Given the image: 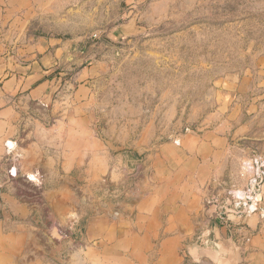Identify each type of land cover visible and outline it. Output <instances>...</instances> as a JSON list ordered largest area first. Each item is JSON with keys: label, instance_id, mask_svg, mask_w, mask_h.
<instances>
[{"label": "rangeland", "instance_id": "rangeland-1", "mask_svg": "<svg viewBox=\"0 0 264 264\" xmlns=\"http://www.w3.org/2000/svg\"><path fill=\"white\" fill-rule=\"evenodd\" d=\"M1 5L13 54L62 48L51 67L59 85L53 103L66 109L35 112L44 125L35 146L53 148L51 132L59 119L81 120L82 130L73 133L96 139L98 158L108 166L96 189L107 207L103 213L139 194L145 181V194L159 188L162 198L178 189L179 201L197 203L192 236L215 219L207 208L213 204L220 206V221L234 241L239 230L251 231L249 218L264 209L259 207L264 0H4ZM14 156L9 171L25 163L22 151ZM114 169L123 181L112 179ZM258 173L263 179L253 188L251 177ZM36 174L34 185H18L24 195L38 198L36 209L21 213L0 201V219L40 233L53 228L58 235L41 246L38 258L65 264L69 223L46 219L45 178ZM82 174L73 175L79 186L98 185ZM28 243L23 259L30 257Z\"/></svg>", "mask_w": 264, "mask_h": 264}, {"label": "crops", "instance_id": "crops-1", "mask_svg": "<svg viewBox=\"0 0 264 264\" xmlns=\"http://www.w3.org/2000/svg\"><path fill=\"white\" fill-rule=\"evenodd\" d=\"M3 1L0 0V201L17 212L35 210L38 198L24 195L18 185L20 181L34 185L36 179L30 175L37 177L36 172L41 171L45 178L42 200L49 213L46 219H55L63 226L72 223L68 224V238L72 240L64 251L65 264H264V209L249 218L251 231L239 230L234 241L228 226L220 221V206L213 204L207 208L215 219L192 236L189 227L196 218L197 203L179 201L178 189L162 198L157 193L159 188L145 194L143 181L139 194L120 199L106 214L103 210L107 207L96 189L101 187L99 179L108 166L98 158L96 139H87L86 132L73 133L82 130L81 120L59 119L60 124H55L51 132L53 148L36 150L34 137L44 125L34 117L35 112L66 109L53 103L59 85L51 67L62 48L57 46L54 51L47 46L38 50L40 55L32 49L13 54V46L4 36ZM22 128L27 130L24 134ZM22 139L25 143H21ZM9 142L13 146L15 143L14 148H9ZM11 149H15L14 155L22 151L26 160L21 167L12 165L9 171L6 166L15 158L9 155ZM82 173L84 179L88 174L98 185L79 186L73 175ZM110 176L117 183L124 179L116 169ZM261 205L264 206V196ZM56 233L53 228L40 233L14 222L6 225L0 219V264H44L38 256L46 247L43 244L57 237ZM27 243L31 246L30 257L23 259Z\"/></svg>", "mask_w": 264, "mask_h": 264}, {"label": "built area", "instance_id": "built-area-1", "mask_svg": "<svg viewBox=\"0 0 264 264\" xmlns=\"http://www.w3.org/2000/svg\"><path fill=\"white\" fill-rule=\"evenodd\" d=\"M263 179V174L262 173H258V174H253L252 177H251V183H252V187H256L259 183H260V180ZM238 198H240L238 196ZM240 199H243V198H240Z\"/></svg>", "mask_w": 264, "mask_h": 264}, {"label": "bare ground", "instance_id": "bare-ground-1", "mask_svg": "<svg viewBox=\"0 0 264 264\" xmlns=\"http://www.w3.org/2000/svg\"><path fill=\"white\" fill-rule=\"evenodd\" d=\"M31 176H32L31 179H37V177L35 176V174H31ZM239 193H240V195H242V196H244V197H245V195H246V192H245V191H240Z\"/></svg>", "mask_w": 264, "mask_h": 264}, {"label": "water", "instance_id": "water-1", "mask_svg": "<svg viewBox=\"0 0 264 264\" xmlns=\"http://www.w3.org/2000/svg\"><path fill=\"white\" fill-rule=\"evenodd\" d=\"M200 258L198 256H195V261L199 262Z\"/></svg>", "mask_w": 264, "mask_h": 264}]
</instances>
